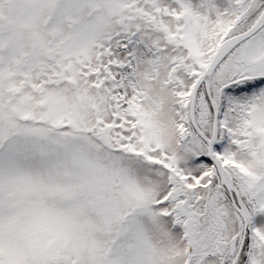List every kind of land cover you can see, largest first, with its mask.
Here are the masks:
<instances>
[{
	"label": "snow or ice",
	"instance_id": "snow-or-ice-1",
	"mask_svg": "<svg viewBox=\"0 0 264 264\" xmlns=\"http://www.w3.org/2000/svg\"><path fill=\"white\" fill-rule=\"evenodd\" d=\"M0 264H264V0H0Z\"/></svg>",
	"mask_w": 264,
	"mask_h": 264
}]
</instances>
